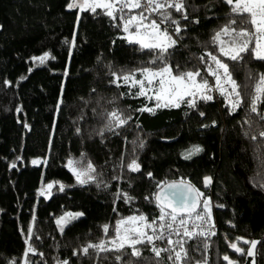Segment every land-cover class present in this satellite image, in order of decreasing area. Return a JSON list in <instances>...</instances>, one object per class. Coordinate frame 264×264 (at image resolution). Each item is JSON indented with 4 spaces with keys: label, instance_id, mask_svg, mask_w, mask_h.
<instances>
[{
    "label": "trees",
    "instance_id": "1",
    "mask_svg": "<svg viewBox=\"0 0 264 264\" xmlns=\"http://www.w3.org/2000/svg\"><path fill=\"white\" fill-rule=\"evenodd\" d=\"M118 1L111 14L69 9L72 0H0V264H264V91L256 96L264 59L253 44L236 58L220 44L225 31L254 33L252 15L226 0H183L185 10L156 16ZM135 15L179 28L178 43L127 41ZM210 57L226 69L238 106L207 92L157 107L137 85L142 72L163 69L204 85ZM71 159L92 166L94 179L76 184ZM181 180L210 197L216 234L174 237L162 256L145 236L107 247L129 217L172 216L156 193ZM48 184L50 197L39 198ZM73 212L82 217L61 231L57 220ZM238 239L255 247L236 253L228 242Z\"/></svg>",
    "mask_w": 264,
    "mask_h": 264
},
{
    "label": "rangeland",
    "instance_id": "2",
    "mask_svg": "<svg viewBox=\"0 0 264 264\" xmlns=\"http://www.w3.org/2000/svg\"><path fill=\"white\" fill-rule=\"evenodd\" d=\"M118 0H72L69 9H77L79 11L104 9L107 12L113 14L117 9ZM238 10L250 13L253 17L255 31L249 33L246 31H240L237 33H230L225 31L220 36V44L222 52L225 56L230 58H236L252 44L254 46V53L257 59H264V0H238ZM141 17V16H140ZM137 15L130 19V28L135 30L124 36L129 42L140 43L145 47H156L166 49L172 45L163 38H170L171 34H166L158 23L148 24L145 21L142 23L137 20ZM226 36H229L227 39ZM176 44V42H175ZM49 54H46L40 58L33 60L31 69L35 67L43 66L48 59ZM224 81V85L228 82L231 83L230 90L232 89V82L230 78ZM137 85L142 89L144 95L152 98L156 101L157 107L163 108H175L178 107L182 100L187 97H194L200 94H207V88L198 81V78L194 74H186L183 77H175L171 74L169 69L163 70H146L140 74L139 82ZM222 88V87H221ZM223 89V88H222ZM225 90V87L224 89ZM233 90V89H232ZM264 91V78L260 79L256 87V96L259 99ZM225 94V92L223 93ZM231 94V95H230ZM233 93H229V97L226 96V103L234 108L237 99L233 98ZM33 166L40 167V165L46 164L44 160H33L31 162ZM67 168L75 177L76 184H86L94 179V171L92 166H88L84 170L80 168V160L71 159L67 163ZM206 187L210 188V181H206ZM61 185L63 188L64 185ZM54 184H48L44 186L39 193V198L48 199L51 195L52 187ZM203 202L205 204V210L212 215L207 203L210 202V197L206 196L204 192H201ZM82 217L81 212L67 213L57 220L58 227L61 231L70 223L72 219H78ZM147 219L139 216L129 217L119 224L118 240L111 241L107 247L110 249H120L126 246H135L136 244L144 240V236L150 244L149 237L147 235ZM250 245L251 251L255 247V244H251L245 239H238L237 242H228L230 248L240 253V245ZM156 255L162 256L163 252ZM228 264H235L229 258H225Z\"/></svg>",
    "mask_w": 264,
    "mask_h": 264
},
{
    "label": "built area",
    "instance_id": "3",
    "mask_svg": "<svg viewBox=\"0 0 264 264\" xmlns=\"http://www.w3.org/2000/svg\"><path fill=\"white\" fill-rule=\"evenodd\" d=\"M130 5H142L145 7L150 16H156L158 12L165 9L172 10H185L183 0H125ZM166 34L178 43L176 37L179 28L173 29L167 24L158 23ZM200 72L206 76L207 80L204 86L207 88L208 93L213 99L219 101L221 98L226 100L229 97L231 83L228 82L224 85V81L228 80L227 71L221 63L215 58L210 57L206 65L200 66ZM225 90H223L222 88ZM225 92V94H223ZM231 95V94H230ZM237 102V101H236ZM233 104L238 106L239 102ZM219 231V226L213 215H210L205 210L204 202L202 203L200 211L190 217H177V216H159L147 221V235L150 240V246L153 251L162 253L167 244H169L174 237H184L194 239L196 237H204L205 239L211 238Z\"/></svg>",
    "mask_w": 264,
    "mask_h": 264
},
{
    "label": "water",
    "instance_id": "4",
    "mask_svg": "<svg viewBox=\"0 0 264 264\" xmlns=\"http://www.w3.org/2000/svg\"><path fill=\"white\" fill-rule=\"evenodd\" d=\"M157 204L166 212L177 217L196 215L203 199L199 191L189 181H172L162 185L156 193Z\"/></svg>",
    "mask_w": 264,
    "mask_h": 264
},
{
    "label": "crops",
    "instance_id": "5",
    "mask_svg": "<svg viewBox=\"0 0 264 264\" xmlns=\"http://www.w3.org/2000/svg\"><path fill=\"white\" fill-rule=\"evenodd\" d=\"M226 2L229 4V5H232V4H234V6L238 9V0L237 1H234V0H226ZM137 18L140 20L139 22H142V17H139L138 15H137ZM165 39H167V41L170 43V45H172V39L171 38H163V40H165ZM210 181V185L212 184V180L211 179H209V178H207L206 180H205V183H206V181Z\"/></svg>",
    "mask_w": 264,
    "mask_h": 264
}]
</instances>
